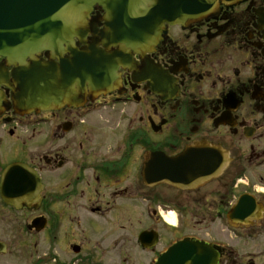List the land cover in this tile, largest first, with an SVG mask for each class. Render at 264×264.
<instances>
[{
	"label": "flooded vegetation",
	"instance_id": "flooded-vegetation-1",
	"mask_svg": "<svg viewBox=\"0 0 264 264\" xmlns=\"http://www.w3.org/2000/svg\"><path fill=\"white\" fill-rule=\"evenodd\" d=\"M160 2L186 9L149 51L99 45L117 71L98 94L67 90L44 51L51 102L22 109L0 57V264H156L183 241L201 264H264V0ZM105 16L93 7L79 51ZM183 154L189 174L160 179Z\"/></svg>",
	"mask_w": 264,
	"mask_h": 264
},
{
	"label": "water",
	"instance_id": "water-1",
	"mask_svg": "<svg viewBox=\"0 0 264 264\" xmlns=\"http://www.w3.org/2000/svg\"><path fill=\"white\" fill-rule=\"evenodd\" d=\"M160 1L0 0V57L9 67H14L12 79L19 88L15 101L22 109L34 111L40 107L39 102H51L47 90L55 77L50 76L49 68L37 59L44 51L59 59L61 80L67 90H75L81 83L83 86V81L88 83L92 94L112 87L117 65L99 45L105 49L119 47L123 51H149L161 39L164 24L176 23L179 16L175 17L174 12L186 9L183 5H166ZM95 5L106 11L108 33L102 35L100 44H90L79 51L75 39L84 43L89 33V15ZM65 54L71 59H64ZM123 59L129 62V59ZM8 79L6 68L0 65V86L5 81L7 84ZM40 85L42 96L38 94ZM3 99L0 91V106ZM170 162L181 178L161 173L160 179L165 178L177 185L185 174H189L182 170L189 164V158L183 154ZM200 256L198 244L184 241L172 247L156 264H201Z\"/></svg>",
	"mask_w": 264,
	"mask_h": 264
},
{
	"label": "rangeland",
	"instance_id": "rangeland-1",
	"mask_svg": "<svg viewBox=\"0 0 264 264\" xmlns=\"http://www.w3.org/2000/svg\"><path fill=\"white\" fill-rule=\"evenodd\" d=\"M47 247L48 246H46V249H47ZM44 249H45V247H44ZM24 250H25V255H24V259L25 260H27V263H28V261L30 260V255L35 251V253H36V251H38V250H40V248L38 249V250H36L35 248L33 249V245L31 244V243H26L25 244V247H24ZM44 252H46V250L44 251ZM30 257V258H29Z\"/></svg>",
	"mask_w": 264,
	"mask_h": 264
},
{
	"label": "bare ground",
	"instance_id": "bare-ground-1",
	"mask_svg": "<svg viewBox=\"0 0 264 264\" xmlns=\"http://www.w3.org/2000/svg\"><path fill=\"white\" fill-rule=\"evenodd\" d=\"M166 221L169 222L170 224H175L176 223V219L175 217L173 216V214H169L167 215L166 217Z\"/></svg>",
	"mask_w": 264,
	"mask_h": 264
}]
</instances>
